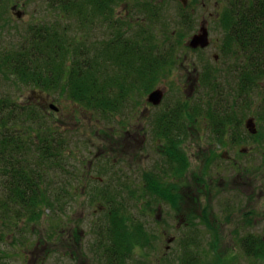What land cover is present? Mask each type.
I'll use <instances>...</instances> for the list:
<instances>
[{"label": "rangeland", "instance_id": "374dc122", "mask_svg": "<svg viewBox=\"0 0 264 264\" xmlns=\"http://www.w3.org/2000/svg\"><path fill=\"white\" fill-rule=\"evenodd\" d=\"M136 2L139 3V6ZM150 2L162 13V23L157 22L152 31L154 41L158 45L153 49L157 52L159 47L167 48V46L172 44V52L174 54L170 64L161 69L159 77L155 80L154 89H162L164 94L159 105L147 102V94L149 92L145 93L144 90V92L142 91V77H139L138 80L127 78L126 84L130 90L125 101H122L123 105L114 110V112L102 113L85 108L70 97L69 79L66 81L67 88L65 83H61L58 88L55 87L44 91L38 88L26 87L17 81H13L15 79L4 74L3 69L0 67V97L5 96L14 103L18 102L23 106L31 107L30 113L23 123L29 126L28 129L26 130L25 127L19 126L14 127L13 131L15 133L23 132L26 137L36 141L45 136L47 132H51V135L58 140L62 138L61 140L66 145L64 150L68 152L69 156L62 163L64 170L68 171H61L66 180H77V176L82 173L81 162L83 161V165L86 166L87 159H93L97 155L99 157L95 158L97 160L91 170L93 174L90 173L92 176L96 174L97 177L91 180H131L133 184L128 187V207L126 209L129 211L132 226L136 222L140 223L141 188L142 204L146 202L154 209L158 205V203H154V194L148 191L147 186L144 187V180H147V178L159 180L153 115L162 112L165 107L170 105V102L177 100L176 97H182L183 95L187 98L194 93L195 72L199 73L207 67L208 72L210 71L214 74L218 68L224 74H214V76L211 74V81L214 80L217 84L222 82L221 80L226 76L228 68L223 56L219 55L218 47L220 42L218 39H220V31L215 23L222 21V14L227 9L229 10V7H235L239 4L238 0L236 2L235 0H188V3L186 2L187 7L182 9L180 0H150ZM109 4L112 6L111 14L114 18H122L124 16L123 20L132 21H127L128 25L124 27V31L127 34L125 33L124 37L128 36L129 38L144 40L145 34L141 33L142 26L139 28L137 23L140 21L144 25L141 13V0H123ZM48 6L46 0H6L4 2L5 10L3 11L5 20L0 29V51L4 47H16L25 28L29 25H39L42 22L51 24L58 21L59 14ZM136 9H140V12L137 13ZM191 9L195 10V13L192 17H187L191 13ZM183 11H186V13ZM18 12H20L21 17L15 16ZM209 12H211L210 19ZM60 20L63 21L64 25L71 22L69 19ZM203 20L208 21L207 29L206 27L204 28L207 30V36L209 35L207 40L210 41V45L204 49V52L194 53L185 46L184 41L187 42L191 36L200 33L199 26ZM87 35L86 33H75V36H80L76 43V47L79 48L78 52L80 49L84 50L85 45L87 48L89 47L96 51L95 46H93L94 38L91 39V36ZM97 36L100 38L99 35ZM85 38H90L91 43H88L89 39L86 40ZM176 42H180L181 46H176ZM175 58H178V63L173 62ZM181 62L185 63L184 66ZM184 67L191 74L185 72ZM94 78H96L98 86L101 85L99 76ZM261 81L263 83L264 76H255L253 84ZM226 84L229 85L227 78L222 87L226 86ZM260 84L253 86L252 92L249 93L250 98L248 100H252V103L255 102L250 109L259 104L258 101L261 98ZM222 91L223 93L219 99H224L227 105H235L234 109L238 113L239 118L250 117V109L249 114L246 115L247 111L245 109L236 106V104H244V100L233 98V95L238 93L234 91L231 93V90L226 87ZM203 95L208 96L209 93H204ZM49 104L57 108V112L50 110ZM32 107H35L37 111L32 112ZM18 116L21 115L17 112L12 113L14 119H17ZM15 122L18 123L17 120ZM200 124H198V127ZM39 125L44 129L45 133L38 130ZM132 136L136 138L134 142H132L134 140ZM35 143L31 146L30 158L33 157V153L36 151ZM202 143L204 148L216 146V143L206 139ZM183 149L187 154L202 152V149L192 142H190L189 147L188 142H185ZM110 162H112V165ZM261 162L258 168V181L253 183L256 195L258 191L262 193L261 198L259 201L255 199L256 197L252 199L241 198V204L232 208L233 211L239 212V208L245 206V210H250L253 214L262 212L259 215L258 225L250 226V233L257 235L264 234V164H261ZM189 164V168H185L183 173L179 175V179L183 177L182 180L185 186L193 184L194 178L191 175H197L204 179V184L212 180L211 184L213 187H217V182L223 175L217 173L219 169H213L215 164L211 169L206 170L198 162L189 161ZM172 182L167 179L164 181V183L170 184ZM177 182L180 184L181 181ZM105 187L106 184L93 181L87 187V192L83 196H79L80 193L77 190L79 194L77 192L74 193V191L71 192L77 195H74L64 205L65 216L57 215V213L47 210L33 221L30 220V212L21 210V217L16 222L14 221L13 224L1 228L0 232L4 241L0 242V252L6 253V257L2 259V262L6 264H96L97 262L89 244L90 235L93 231L90 221L97 215L92 217L89 213L98 209L99 204H104L100 194ZM248 188L249 186L245 184L244 190L247 193ZM186 190L190 191V189ZM146 193L149 196L147 199L144 197ZM224 197L225 194L221 190L214 193L207 188L203 189L201 194L197 196V202H199L197 203V210L189 207L186 208L187 210L184 207H177V211L167 209L166 218L164 217L163 220L167 221L166 226L169 227V235H176L173 226L176 220L182 217L181 215L192 218H198L199 216L208 217L210 215L208 204L213 206L212 215H225L229 207L224 206L220 202ZM15 210H19V208L15 207ZM242 213L245 212L242 211ZM155 226L154 221H150V227L154 228ZM71 227L76 232V237L81 232H85L88 237L83 239L81 248L78 246L74 248L75 250L72 249L70 251L68 245L60 246L59 241L67 234H70ZM117 228L121 238L125 239L128 235L127 224H123L119 220ZM38 240H40V243L35 247ZM205 240L206 238L201 240L202 250H206L207 247L204 244ZM138 242H140L138 235L131 234L129 250L132 252L130 255L132 260L129 264H141V256L138 255V251L135 252L138 250ZM153 242L159 243L160 241L153 240ZM217 242L216 250L214 248H212L213 250L210 249L208 257H199L201 264H260L258 255L245 257L242 248L236 244V238L220 237ZM164 244L165 246L167 245L166 239ZM173 245L171 244L170 248ZM188 247L194 249L190 243ZM173 248L172 256L168 261L166 258V253L168 252L164 249L163 242L162 245L157 244L153 248L142 249V264H180L183 252L187 249L183 243H180V246L175 244ZM189 248L188 251L190 250ZM188 257L193 260L191 255ZM228 257H231L230 261L222 260Z\"/></svg>", "mask_w": 264, "mask_h": 264}, {"label": "flooded vegetation", "instance_id": "af4514ba", "mask_svg": "<svg viewBox=\"0 0 264 264\" xmlns=\"http://www.w3.org/2000/svg\"><path fill=\"white\" fill-rule=\"evenodd\" d=\"M143 1L145 0H141V2ZM148 1L150 2V0ZM180 2L181 8L185 9L188 0H180ZM238 2L237 6L229 7V10L227 9L222 14V21L215 24L218 25L220 31V39H218L220 42L218 47L219 55L223 56V60L228 68L226 78L229 80V85L224 86V88L226 87L228 90H231V93L233 91L238 93L234 94L233 98L244 100V104H236V106L245 109L247 111L246 115L251 110L250 117L245 119L243 117L239 118L238 113L234 109L235 105L225 104L229 111V116L224 121L212 122L208 118L210 116L209 111L216 104L214 103L210 107H207L206 104H209L211 96L212 99L215 97L206 87L205 81L201 79L205 75L210 76L213 73L208 72L207 67L199 73L195 72L194 93L187 98L183 95L182 97H176L177 100L170 102V105L164 108L167 113H171L172 111L184 113L185 122H187L189 116L193 117V121L184 124L183 128L175 124L169 125L166 129L169 139L166 140L165 136L159 133L160 127L154 124L156 123V115H153V125L156 134V156L158 157L159 180H157V183L160 187V194L153 195L154 203H158L156 209H154L146 202L142 204L141 188L140 223L136 222L133 226L131 225L129 211L126 209L128 207V187L133 182L131 180L113 179L91 180L97 177L96 174L92 176L90 173H92L91 170L97 160L95 158L99 156L87 159L86 166L83 165L82 161V173L77 176V180L69 181L72 184V187L68 190L70 193L79 191L80 194L78 192L77 194L83 196L87 192V187L93 181L106 184V187L100 194L104 204H99L98 209L89 213L92 217H95L93 215H97V217L92 218L90 221L93 231L90 235L89 244L97 262L96 264H129L132 260L130 258L132 252L129 250L131 234H137L140 240L138 242V250L134 251L139 252L141 264L142 249L153 248L157 244L162 245V242L164 249L168 252L166 253L167 261L172 256L173 246L175 244L180 246V243H183L187 250L183 252L180 264H201L199 257H208L210 249L214 248L216 250L219 238L226 236L236 238V244L242 248L245 257H250L249 254L252 252L254 257L258 255L260 264H264V234L257 235L250 233V226L258 225L259 215L262 212L253 214L250 210L246 211L245 206H241L239 212L232 210L234 206L241 204V198L252 199L256 197L255 199L259 201L262 193L258 191L256 195L253 183L258 181L260 161H262L261 164H264V81L263 83L261 81L253 84L255 76L253 78L250 77L252 74L264 72V0H238ZM183 12L186 13V11ZM194 13L195 10L191 9V13L187 17H192ZM208 14L210 19L211 12ZM144 20L145 18L143 17ZM207 25L208 21L203 20L200 23L199 30L201 31L204 27L207 29ZM190 38L187 42L184 41V44L194 53L204 52V49L210 45V41H208L209 44L206 47L193 48L190 46ZM179 45L181 46V43L176 42V46L179 47ZM169 46H172V44ZM173 62L178 63V58H175ZM181 64L184 66L185 63L181 62ZM183 69L185 72L191 74L187 68L184 67ZM214 74L222 75L224 73L217 68ZM215 82L214 84L217 83ZM258 83H261L259 86L261 98H259V104L250 109L255 102L252 103V100H248L250 98L249 93L252 92V87H255ZM204 93H209V95L204 96ZM49 108H51V104H49ZM203 109L207 111L197 113V110ZM198 124H200L199 127ZM195 137L197 139L194 140ZM133 139L132 142L136 140L135 137ZM205 139L216 143V146L204 148L202 142ZM170 140H172L171 143L176 145L174 148H178L180 152L179 158L173 155L169 156L167 153L164 154L166 147H169ZM185 142H188V147L190 146V142L197 144L202 149V152L187 154L183 151ZM173 152V149L169 150V153ZM177 159L182 161L177 164ZM189 161L198 162L199 165L202 164L204 170L211 169L215 164L213 169H219L217 173L223 175L219 178L217 187H213L211 184L212 180L204 184V179L197 175H191L194 178L193 184L185 186L182 180L183 177L179 179L178 172L179 170L189 168ZM110 164L112 165V162ZM165 179L173 182L171 184L164 183ZM177 181H181L180 184L182 186ZM146 183L147 180H144V187ZM245 184L249 186L248 193L244 190ZM207 188L214 193L221 190L225 194V197L220 202L224 206L229 207L227 213L218 216L212 215L213 206L208 204V208L210 209L208 217L199 216L198 218H192L181 215L182 217L178 218L173 226L176 235H169V227L166 226L167 221L163 220L167 215L166 210L172 209L177 211V207H184L185 209L189 207L197 210V203H199L197 202V196L201 194L203 189ZM62 189L64 190L65 188L63 187ZM186 189H190V191ZM74 193L69 195L63 194L61 199L69 201L74 195H77ZM144 197L147 199L149 196L146 193ZM242 211L245 213H242ZM56 213L57 215L65 216L66 212L59 211ZM119 220L128 226V235L125 239L121 238L117 230ZM150 221H154L156 224L154 228L150 227ZM85 237H88L85 232H81L76 237V232L71 227L70 234L62 238L59 244L60 246L64 244L68 245L71 251L78 246L81 248ZM204 238H206L204 241L205 246H207L206 250H202L201 240ZM165 239L167 240L166 246L164 244ZM153 240L160 242H153ZM39 243L40 240L37 241L35 247ZM189 243L192 244L194 249L188 247ZM171 244L174 245L170 248ZM188 248L190 249L189 251ZM134 251L133 253H135ZM190 255L193 260L188 257ZM222 260L230 261L231 257Z\"/></svg>", "mask_w": 264, "mask_h": 264}, {"label": "trees", "instance_id": "16d2710c", "mask_svg": "<svg viewBox=\"0 0 264 264\" xmlns=\"http://www.w3.org/2000/svg\"><path fill=\"white\" fill-rule=\"evenodd\" d=\"M121 1L123 0H46L48 7L59 14V20L51 24L42 22L39 25H29L16 47L2 48V71L23 86L44 91L58 88L61 83H65L67 88L66 81L69 79L70 97L85 108L102 113L114 112L123 105L122 101H125L130 90L126 84L129 77L132 80L142 77V91L150 93L155 88V80L161 69L167 67L171 58H174L173 47H159L157 52L154 51L153 48L158 45L152 31L157 22L162 23V13L148 0L142 2L144 25L137 22L139 28L142 26L141 33L145 34V39L124 37L127 34L124 27L132 21L123 20L124 16L114 18L111 14L112 6L109 4ZM4 2L6 0H0V29L5 20ZM136 4L139 6L138 2ZM136 11L139 13L140 9ZM15 16L21 17L20 12ZM60 19H69L71 22L64 25ZM76 32L86 33L91 39L94 38L93 46L96 51L85 45L84 50L80 49L78 52L76 43L80 36H75ZM164 36L167 41L165 33ZM90 38H85L89 39L88 43H91ZM93 76H99L101 85L98 86ZM253 76H264V72L252 74L250 77ZM225 77L218 84L211 81V75H205L201 79L215 97L212 99L211 96L209 104H206L207 107L216 104L209 111L208 118L212 122L224 121L229 116L226 102L219 99L223 93ZM30 108L18 102L14 103L5 96L0 97V231L2 227L16 222L21 217V210L30 212V220L33 221L47 210L54 213L64 212L67 201L61 199V196L72 194L68 191L72 187L70 180H66L61 174V171L68 172L64 170L62 163L69 158L62 138L58 140L51 132H47L36 141L26 137L23 132L13 131L14 127L19 126L28 129L29 126L23 123ZM32 108V112L37 111L35 107ZM206 111L197 110V113ZM16 112L21 116L14 119L12 113ZM155 115V124L160 127L159 133L166 140L169 139L166 130L169 125L175 124L183 128L184 124L193 121V117L189 116L185 122L184 113L178 111L167 113L164 109ZM38 130L45 133L41 125ZM171 141L164 154L179 158L180 152ZM34 142L36 151L30 158L29 153ZM170 149L174 152L169 153ZM181 161L177 159V164ZM181 173L183 170H179L178 176ZM3 177L5 178L2 179ZM146 186L155 196L160 194L156 179L147 178ZM15 207L19 210H15ZM2 236L0 232V242L4 241ZM5 255V252H0V264H6L2 262ZM249 255L254 257L252 252Z\"/></svg>", "mask_w": 264, "mask_h": 264}, {"label": "water", "instance_id": "95a60500", "mask_svg": "<svg viewBox=\"0 0 264 264\" xmlns=\"http://www.w3.org/2000/svg\"><path fill=\"white\" fill-rule=\"evenodd\" d=\"M190 46L193 48L197 47H206L208 45L207 40V30L205 28H202L199 34L193 35L190 38ZM163 91L162 89H154L150 91L149 94H147V102L150 104L152 103L153 105H159L161 102V99L163 98ZM52 109H55L53 106L51 107Z\"/></svg>", "mask_w": 264, "mask_h": 264}]
</instances>
